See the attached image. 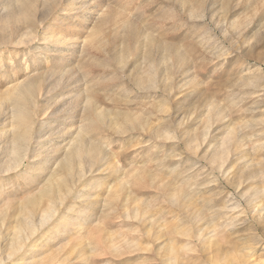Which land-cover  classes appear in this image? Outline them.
Masks as SVG:
<instances>
[{
	"label": "rangeland",
	"instance_id": "1",
	"mask_svg": "<svg viewBox=\"0 0 264 264\" xmlns=\"http://www.w3.org/2000/svg\"><path fill=\"white\" fill-rule=\"evenodd\" d=\"M42 2L16 33L36 38L0 45L1 264H264V0ZM35 76L14 166L9 98ZM88 136L101 151L58 191Z\"/></svg>",
	"mask_w": 264,
	"mask_h": 264
},
{
	"label": "bare ground",
	"instance_id": "2",
	"mask_svg": "<svg viewBox=\"0 0 264 264\" xmlns=\"http://www.w3.org/2000/svg\"><path fill=\"white\" fill-rule=\"evenodd\" d=\"M5 1V0H4ZM7 1V0H6ZM9 1V2H8ZM7 3L8 8L5 11L3 15L4 20L8 21L11 23V26H13L12 29H14L13 32L5 34V33H1L0 34V45H9L11 46L13 43L15 44V46L17 44H21V43H26L29 42L32 39L36 38V35L32 36L31 38L27 39V37L24 39H16V33L17 30L19 29V31L21 30L20 28H27V27H34V21L32 22V12H33V7H34V2L35 0H8ZM59 0H43L42 5H43V17L47 16L48 14H50L51 12H53V5L58 3ZM65 1V0H64ZM61 2V1H60ZM63 2V1H62ZM67 3V2H66ZM69 4H72L71 2ZM61 5V3H60ZM68 6V4H67ZM64 6L61 10L64 11L65 13H67L70 9V7ZM76 6V5H75ZM58 9V7H57ZM86 9V8H85ZM59 10V9H58ZM77 11L83 12L84 10V5L82 3V5L76 7ZM76 11V12H77ZM4 12V11H3ZM71 12V11H70ZM75 12V13H76ZM69 13V12H68ZM89 13V12H88ZM86 14V13H85ZM69 15V14H68ZM73 15V14H72ZM62 17V16H61ZM116 17H118L117 11L115 10L114 15L112 21L116 22ZM65 18V17H64ZM67 19V18H66ZM103 19V18H102ZM101 19V20H102ZM106 19V18H105ZM104 19V21H105ZM110 19V20H111ZM100 20V21H101ZM74 21V20H73ZM102 21V22H104ZM108 18L106 20V22L108 23ZM40 22H43V20H41ZM102 22H99L100 24H102ZM104 22V23H106ZM18 23L19 26L15 27L16 24ZM128 23V22H127ZM99 25V24H98ZM106 25V24H105ZM100 27V26H99ZM51 30V29H50ZM50 30H48L47 28H44L43 30V35H42V40L45 42V44H49V45H58L57 47H64V46H72L73 44H75V42L77 41L76 38H73L72 35L71 37H64V35L59 36L57 33L52 32L49 35H46L47 32H50ZM22 31V30H21ZM59 31V30H58ZM132 31V30H131ZM22 32H26V31H22ZM21 33V32H20ZM73 34V33H72ZM19 35V34H18ZM22 36V34H20ZM66 36V35H65ZM20 37V36H19ZM23 37V36H22ZM82 39V38H81ZM85 40V39H84ZM147 40V39H146ZM83 41V40H82ZM87 41V40H86ZM148 41V40H147ZM84 42V41H83ZM11 44V45H10ZM28 44V43H27ZM23 45V44H22ZM82 45V44H81ZM13 46V45H12ZM74 47V45H73ZM82 48V47H81ZM48 49V48H47ZM51 49V48H50ZM58 49V48H57ZM75 48L73 49H69L70 52H75L74 51ZM80 49V48H79ZM40 50V49H39ZM46 50V49H45ZM68 50V49H67ZM84 50V49H82ZM43 51V49H42ZM81 51V49H80ZM79 51V52H80ZM86 51V50H84ZM48 52V51H47ZM50 52V51H49ZM77 52V51H76ZM88 52V51H87ZM90 52V51H89ZM84 53V52H83ZM77 54V53H76ZM80 56V55H79ZM64 58V57H63ZM24 59V58H23ZM25 62V61H23ZM24 64V63H23ZM70 75H75V74H70ZM63 76V75H62ZM85 76V75H83ZM72 77V76H70ZM37 77L35 76L34 78H29L25 81V83H21L22 85L20 86V84L18 85L19 88L15 89L11 94H10V98H9V102L11 105V117H12V122H11V131L9 132V147H10V153L12 155L13 161L14 163L12 165L16 166L18 165L19 160L21 159L22 153L24 151V148L26 147V144L28 143L29 137H31L30 133H29V121L27 119L28 115L25 112V108L26 106L23 107L22 104L25 103V101L29 102V100H31L30 98L32 97L33 93L35 92V87L37 84ZM84 79V78H83ZM67 82V81H66ZM46 84V83H45ZM50 85V84H49ZM86 86V85H85ZM52 88V87H51ZM86 90V87H84ZM48 92L50 91L49 89L47 90ZM17 99V101H16ZM88 99V98H87ZM21 101V103L18 102ZM91 100V99H89ZM85 101V100H84ZM88 101V100H87ZM100 99L96 100V103L99 104ZM18 102V103H17ZM95 104L88 106L87 108V115L91 116L94 114V111L99 107V105L97 106ZM28 104V103H27ZM26 104V105H27ZM28 107V106H27ZM28 109V108H27ZM103 109H101L100 111L102 112ZM85 111V110H84ZM104 111V110H103ZM101 112H99L101 114ZM106 113V111H105ZM104 114V113H103ZM95 115V114H94ZM93 115V117H94ZM100 116V115H97ZM96 116V118H97ZM92 117V118H93ZM101 118V116H100ZM30 119V117H29ZM99 120V122H103V120L97 118ZM92 120V119H91ZM90 120V121H91ZM101 120V121H100ZM93 122V121H92ZM111 123V122H110ZM89 129H93L92 127ZM100 129V128H98ZM99 131V130H98ZM102 131V130H101ZM99 131V132H101ZM79 133V132H78ZM83 133V132H82ZM86 134V133H85ZM78 135V134H77ZM93 137L88 136V138L85 139V141H81L79 140H73L67 147L64 155L63 153H61L63 155V157L58 160V165L60 167V169L64 172H66V174H68V176H66L61 184H58L56 189L58 191L61 190V187H64V185L66 184V182L69 180V176H72V166L75 165L76 163L79 164V166L81 165L83 167L84 163L88 165L92 164V160H94V154L96 152H100L101 148L100 145L102 144L101 141L99 139H97V141L92 140ZM103 151V150H102ZM100 154V153H99ZM109 154V153H108ZM30 156V155H29ZM23 157V156H22ZM32 157V156H31ZM103 157V156H102ZM101 157V159H102ZM23 159V158H22ZM56 161V160H55ZM102 162V161H101ZM57 165V164H56ZM89 165V167H90ZM9 166V165H8ZM11 166V165H10ZM85 167V166H84ZM85 169V168H84ZM89 169V168H88ZM9 170V169H8ZM7 171V170H6ZM55 173V172H53ZM62 173V172H61ZM81 173V172H80ZM51 174V173H50ZM59 174V173H57ZM63 174V173H62ZM60 176V175H59ZM56 177V176H55ZM54 177V178H55ZM52 179V178H50ZM59 179V178H58ZM51 181V180H50ZM51 183V182H50ZM68 183V182H67ZM67 187V186H65ZM64 187V188H65ZM67 190V189H66ZM56 190L54 188V186H46L45 187V192L46 195L49 193H54ZM68 191V190H67ZM66 191V192H67ZM42 193V194H43ZM62 193V192H60ZM56 194V193H55ZM68 194V193H67ZM59 195V194H58ZM61 195V194H60ZM66 195V194H65ZM42 196V195H41ZM45 197V196H44ZM51 197V196H50ZM54 197V195H53ZM59 197V196H58ZM49 198V197H48ZM52 201V200H51ZM45 209V208H44ZM51 210V209H49ZM51 212V211H50ZM46 217H48V212H46ZM42 219V217H41ZM46 220V219H45ZM42 221V220H41ZM45 222V221H44ZM42 224V223H41ZM43 225V224H42ZM26 227V226H25ZM28 229V228H27ZM32 230V229H31ZM18 236V235H17ZM28 236V235H27ZM14 244V243H13ZM19 245V244H18ZM21 246H19L18 248L15 246L14 247V252H17L16 250H18ZM13 253V252H12ZM1 264V261H0Z\"/></svg>",
	"mask_w": 264,
	"mask_h": 264
}]
</instances>
